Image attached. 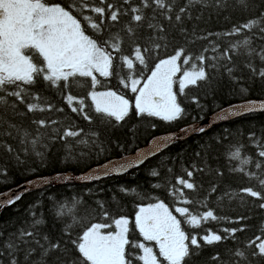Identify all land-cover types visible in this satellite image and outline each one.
<instances>
[{"label": "snow or ice", "instance_id": "6c2138e0", "mask_svg": "<svg viewBox=\"0 0 264 264\" xmlns=\"http://www.w3.org/2000/svg\"><path fill=\"white\" fill-rule=\"evenodd\" d=\"M176 0H122L121 3H113L111 0H69L68 3H50L49 0H0V108L4 113L11 111L14 116H26L28 113L36 112H64V108L56 107L48 102L47 98L39 92L33 91L32 86L40 79L47 82L49 86L59 90L64 102L72 113L82 117L89 124L97 122L90 111L91 108L98 117L100 125H120L126 121L130 112L134 109L138 117H155L167 123H173L186 115L185 109L178 101V94L173 90L177 83L176 77L181 73V59L183 65L190 67L182 72L179 79V94H185L189 86H198V82L209 79L206 68H218L219 61H227L232 64L233 55H247L249 62L246 63L252 75L264 80V67L257 69L251 62L252 57H259L264 62V46H252L253 37L264 40V12L259 17L249 19L223 33H208L207 36L197 37L208 39L209 36H216L222 39L232 36H241L242 39L230 42L229 47L223 52L219 51V45L210 41L209 47L202 50L199 55L193 56L186 53L184 48H178L173 55L160 58L154 67L149 68V60L159 54L161 49L168 47V35L165 26L160 23V18L175 25H182L184 19L191 18L190 8L195 4L207 6V0H187V3L178 10L175 8ZM217 9L233 8L241 11H248L250 0H215ZM122 17H128L122 28L113 33L109 25L113 27L121 23ZM147 28L152 35L146 37L147 43L141 44L139 30ZM91 29L96 35L88 34ZM256 30V31H254ZM107 35H101L102 33ZM181 34L186 35V29L180 28ZM121 33H124L122 35ZM252 33V35H245ZM195 35V33H193ZM125 36L131 43L133 56L124 54L122 45ZM216 55L208 56L209 52ZM38 57L42 62H36ZM208 60L213 61L207 64ZM226 67L230 76L234 67ZM127 69L123 73V69ZM119 79L120 86L135 94L134 104L125 95L115 90H98L103 77L109 80L112 77ZM83 78V79H81ZM233 80L242 79L232 76ZM89 82L90 88L87 99H90L91 106L86 104L85 97H79L72 93L73 86H83ZM246 93V88H241ZM14 98V99H9ZM193 103L199 104L196 97L192 98ZM19 105L26 108V112L18 110ZM264 111V101H248L239 106H233L218 114L217 119L225 120L231 116L245 113ZM31 123L35 125V134L21 124H14L0 115V136H11L19 138L24 151L29 150L41 159L44 153L37 150L38 146L47 147L45 139L57 138L67 141L69 138L85 148L97 149V155L107 153V148L99 139V132L78 128L74 122L66 126L60 121L50 119L33 118ZM53 125H60V128H53ZM51 129L54 135L48 136L46 131ZM187 134L189 131L203 133L204 127H192L182 129ZM254 136V134H253ZM79 137V139H76ZM175 135H167L154 139L150 143L148 151L137 150L134 156H123L117 161H108L105 164L93 169L90 174L80 177L57 176L55 180L41 179V185H48L53 182H69L73 179L80 181H100L112 175L127 173L144 164L146 160L157 155L163 148L179 139ZM257 146V156L264 158V143L253 139ZM10 153L14 149L10 145H3ZM119 147H122L118 145ZM243 145H230L226 157L231 163L232 160L240 161L236 167L231 168L234 172H243L249 180H255L261 190L256 187H247L239 191H228L219 200L225 197L228 199L239 198L241 202L244 197H252L260 201L259 207L264 209V161L256 160L257 171L248 170L252 163V157L242 153ZM81 157L86 153H81ZM199 155V153H197ZM71 156V153H70ZM17 161L20 157L16 156ZM205 169L192 165L191 169L185 168L184 176L176 178V185L171 186L169 194L172 195L179 205L196 204L206 208L200 214H194L186 206H175L174 211L184 218V223L192 228H199L202 223L209 221L226 220L229 223H239L247 217H238L233 221L229 217H219L214 209L208 208V197L216 192V185H212L208 194L201 200L188 198L184 189L194 193L199 192L200 185L193 179L195 173L203 172ZM172 171L171 168L168 169ZM217 173H222L217 170ZM152 176H158L159 171L153 169ZM154 187H160L155 185ZM122 192H135L134 189L121 188ZM6 200H0V207L12 205L21 199L23 193L3 194ZM143 198V197H141ZM79 201L72 198V209H68V202H54L51 211L58 219L67 217L70 222L65 224L64 233L69 237L65 245L70 243L79 254L71 257V250L62 246L60 241H51L44 236V243L37 239L38 232L33 229L36 225L44 222L43 216L36 217L33 213V221L30 227L22 228L15 238L9 237L2 249L0 257L7 254L8 264H18L16 253L20 250L21 244L35 243L41 249V264L44 258L52 253L59 252L68 257L62 264H190L193 257L198 255L199 249L204 245H215L226 239L236 240V233L245 230L240 228H225L222 231L227 235H220L212 230L199 236L196 233H188L182 227V221L173 214V210L163 201L149 203L147 206H138L135 215V229L138 230L141 241L130 239V220L127 217H112L111 222H87V218L78 217L75 212V205ZM101 215L105 221L109 220L110 213L105 209L103 202H99ZM79 226L83 230L75 239L71 238L74 227ZM111 229V230H109ZM261 233H264V225L261 226ZM201 241L203 243H201ZM245 248L253 249L252 257L264 258V235H257L245 244ZM158 249V251L154 250ZM135 250V251H133ZM231 251V250H230ZM35 249L29 248L27 255L30 256ZM231 255L238 258L232 264H251L249 254L242 248L237 247ZM59 259V258H58ZM213 260L217 264H228L222 261L219 255H214ZM0 264H3L0 261Z\"/></svg>", "mask_w": 264, "mask_h": 264}, {"label": "trees", "instance_id": "16d2710c", "mask_svg": "<svg viewBox=\"0 0 264 264\" xmlns=\"http://www.w3.org/2000/svg\"><path fill=\"white\" fill-rule=\"evenodd\" d=\"M49 2L66 4L69 0H49ZM96 2L98 3L99 0ZM111 2L119 4L122 0H111ZM186 3L187 0H176L175 8L178 10ZM190 12L191 18L186 17L182 25H175V21L169 24L160 18V23L167 30L168 47L161 49L158 55L149 60V68L154 67L158 59L173 55L178 48H184L186 53H191L193 56L199 55L204 48L209 47L210 41H215L219 45V51L223 52L225 48L229 47L230 42L238 41L242 37L232 36L222 39H217L216 36H209L208 39H198L197 37L207 36L208 33H223L230 30L233 25H239L249 19L259 17L260 13L264 12V0H250V8L246 12L231 7L217 9L215 0H207V6L195 4L190 8ZM128 20V17H122L120 24L114 27L109 25L110 31L113 33L119 31ZM181 27L186 29V35L181 34ZM88 34L96 35L91 29H88ZM121 34L124 35V33ZM152 34V31L146 27L140 29L138 35L141 39L139 42L142 45L147 43L146 37ZM101 35H107V33ZM245 35H252V33H245ZM252 46L259 49L264 46V40L253 37ZM122 48L124 54L133 56L131 43L126 36ZM206 55L213 56L216 53L210 51ZM34 59L36 62H42L38 57ZM182 60L183 57L181 59V70L183 71L190 66L183 65ZM248 62L247 55H233L232 64L220 60L218 68H206L209 76L207 81L198 82V86H189L183 95L179 94V85L174 84L173 90L177 92L178 101L185 109L186 115L173 123H167L155 117H138L133 109L126 121L120 125H116L115 122L100 125L95 112L89 108L87 110L97 120L96 123L89 124L82 117L71 112L58 89L49 86L47 82L40 79L36 85L32 86V90L39 92L56 107L64 108V112H36L28 113L26 116H14L11 111L5 114L3 108H0V115H5V118L14 124H21L28 128L33 134H35V125L31 123L33 118L57 120L65 126L74 122L78 128L84 129L85 132L90 129L98 131L99 139L104 142L107 153L97 155V149L85 148L72 138L67 141L61 140L57 135L56 139H45L44 143L47 147H37L38 151L44 153L41 159L31 151L30 146H28L29 150L25 152V146L20 144L19 138L0 136V192L36 176L66 171L75 173L84 171L111 158L133 152L146 144L153 136L204 119L224 106L235 102L264 98V80L252 75L251 71L245 67ZM251 62L257 69L264 67V62L259 57H252ZM206 63L211 64L213 61L208 60ZM224 65L234 67L232 76L242 79L233 80ZM126 72L127 69H123V73ZM98 78L102 82L98 86V90H115L125 95L134 104L135 94L122 88L118 78L115 76L109 80H105L103 77ZM88 84L89 82L83 86L74 85L71 91L76 96L85 97L86 104L91 106L90 99H87L90 90ZM241 88H246L247 92L242 93ZM193 97L198 99L199 104L193 103ZM18 110L26 112L23 105H19ZM6 127V125L0 127V131ZM53 128H60V131H63L60 125H53ZM41 131H46L48 136L54 135L51 129H41ZM253 139L264 143V112L247 114L214 126L203 133L198 132L186 140L174 143L141 166L131 169L123 175L110 176L86 185L64 184L24 194L20 200L10 206L7 205L0 212V249L3 248L9 237L15 238L20 229L31 226L34 219L32 214L35 213L36 217L42 215L44 218V222L36 225L33 229L39 233L37 239L44 243L43 237L46 235L53 242L60 241L62 246L71 250V257H77L79 254L73 246L70 243L65 245V241L69 240V237L65 235L64 227L70 220L67 217L58 219L51 211L54 202L57 201L68 202L66 211L71 210L73 197L79 201L75 205L78 217L87 218V222L102 223L111 222L112 217H127L130 220V239L141 241L142 237L135 229L134 224L138 206H147L149 203L163 201L173 210V214L181 219L184 230L188 233H196L198 238L206 234L209 229L224 236L227 235L222 231L225 228L245 226L244 231L236 233V240L229 238L215 245H204L197 250L199 254L193 257L190 264H217V261L212 259L217 254L222 261L232 264L238 258L232 256L231 252H234L237 247L244 249L249 254L251 264H264V258L252 257L253 249L245 248L247 241L257 235H264L261 233V226L264 225V209L259 207L260 201L247 196L244 197L243 202L239 198L218 199L225 192L239 191L247 187H256V190H261L257 181L249 180L243 172L231 171V168L236 167L240 161L232 160L230 163L226 157L230 145H243L242 153L252 157V163L248 166V170L257 171L255 161H264V158L257 156L258 148L253 143ZM3 145H10L14 152H8ZM82 152L86 153L83 157L80 155ZM17 155L20 157L19 161L16 159ZM193 164L205 169L203 172L195 173L193 177L201 187L198 194L184 189L185 195L188 198L195 197L202 200L208 194L211 186L216 185V192L208 197V208L214 209L217 216L229 217L233 221L241 216L247 217V219L239 223H229L226 220L209 221L202 223L199 228H192L183 222L184 218L175 213V206H186L194 214L207 211L206 208L196 204L179 205L175 198L169 194L171 186L182 187L176 185V178L184 176L187 179L183 170L191 169ZM169 168L172 169L171 172L168 171ZM153 169L159 171L158 176L150 174ZM217 170L222 175L218 174ZM155 185H160V187H154ZM122 187L134 189L135 192H122ZM99 202H103L105 209L110 213L107 221L101 215ZM82 230L79 226L74 227L71 238L75 239ZM201 243L203 242L201 241ZM29 248L35 249V252L30 256L27 255ZM16 258L18 264H41V249L32 242L27 245L21 244ZM66 259L68 257L56 252L45 257L43 264H62ZM0 261L3 264H8L7 254L0 257Z\"/></svg>", "mask_w": 264, "mask_h": 264}, {"label": "water", "instance_id": "95a60500", "mask_svg": "<svg viewBox=\"0 0 264 264\" xmlns=\"http://www.w3.org/2000/svg\"><path fill=\"white\" fill-rule=\"evenodd\" d=\"M248 101L261 102V101H264V98L245 100V101L235 102V103H232L230 105L224 106V107L218 109L217 111L213 112L212 114L208 115L204 119H200L198 121L191 122L189 124L183 125L182 127L178 128L176 130H172V131H169V132H165V133H161V134L155 135L146 144H144L143 146H140L137 149H135L133 152L127 153V154H125L123 156H134L135 152L138 149L139 150L148 151L149 148H150V143L154 139H158L160 137L167 136V135H175L177 137H180L179 139L175 140L173 143L169 144L167 147L163 148L160 151V152H162L166 148H168L169 146L173 145L174 143L186 140L187 138L191 137L192 135L198 133V131H189L187 134H185L182 131V129H190L192 127H196V128L204 127L205 131H207V130H209L210 128H212L214 126L220 125V124L225 123L227 121L242 117V116L247 115V114H252V113H245V114H241V115L231 116V117H229L228 119H225V120L217 119L218 114H220L223 110H228V109L232 108L233 106H239V105L244 104L245 102H248ZM258 112H264V111H257L255 113H258ZM123 156H118V157L111 158L109 160H106V161H104L102 163L94 165V166H92L90 168H87L86 170L78 172V173L71 172V171H66V172H57V173L50 174V175H41V176H36V177L30 178L28 180H25V181H23V182H21V183H19L17 185H14V186H12V187L0 192V200H6L7 196L3 195V194H7V193H12L13 195H15L16 193H23V195H24V194H28V193L33 192V191L43 190V189L51 187V186H58V185H64V184L86 185V184H90L92 182H96V181H80V180L73 179V180H71L69 182H53V183L48 184V185H41L40 184L41 179L46 178L48 180H53L54 181L55 177H57L58 175L59 176H69V177H80V176H83V175H86V174H90L93 169L99 167L100 165L105 164L108 161H117V160L121 159V157H123ZM155 156H153V157H155ZM153 157H151V158H153ZM148 160H146V161H148ZM123 174H125V173H123ZM123 174H119V175H115L114 174L112 176H120V175H123ZM102 179H105V178H102ZM6 206L7 205H5L4 207H6ZM4 207H0V212L2 211V209Z\"/></svg>", "mask_w": 264, "mask_h": 264}, {"label": "rangeland", "instance_id": "374dc122", "mask_svg": "<svg viewBox=\"0 0 264 264\" xmlns=\"http://www.w3.org/2000/svg\"><path fill=\"white\" fill-rule=\"evenodd\" d=\"M184 71V70H183ZM182 70H181V73H178L177 74V77H176V80H177V85H179V83H178V81H179V79L181 78V75H182V72H183ZM138 212V211H137ZM109 230H111V229H109ZM156 251H158V249H155Z\"/></svg>", "mask_w": 264, "mask_h": 264}]
</instances>
